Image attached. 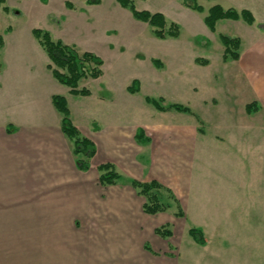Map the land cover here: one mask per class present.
I'll return each mask as SVG.
<instances>
[{"label": "crops", "instance_id": "crops-1", "mask_svg": "<svg viewBox=\"0 0 264 264\" xmlns=\"http://www.w3.org/2000/svg\"><path fill=\"white\" fill-rule=\"evenodd\" d=\"M71 2L70 16L64 15L53 30L47 29L55 38L103 59L102 75L82 79L80 87L87 80L107 81L104 87L108 93L90 89L91 94L85 96L71 92L47 67L49 58L40 44L32 39L27 43L32 49H26L20 40L6 39L13 27L6 28L0 45V222H9L7 229L14 228L23 243L38 239L40 264H127L128 238L136 240L147 231L153 236L151 242L139 245L143 251L157 254L156 228L169 221L154 224L152 231L149 227L168 210L144 212V197L126 181L101 185L98 166L111 162L129 180L156 179L172 189L182 204L191 187L184 181L186 166L192 145L197 146L192 142L191 125L185 121L197 117L154 107L157 113L149 111L148 120H139L137 113L145 109V98L139 97L142 80L138 79V92H129L135 79L131 83L108 80L105 59L109 53L117 59L123 57L119 52L125 51V46H114V42L133 45L142 40L144 22H129L127 12L114 4L106 6L104 0L100 4ZM3 11L8 14L11 7ZM118 30L122 34L114 39ZM157 73L150 68L144 76L155 79ZM57 93L66 97L73 123L96 145L87 170L78 167L72 143L62 130V114L52 100ZM161 113H174L183 121L160 124ZM138 128H143L148 142L137 141ZM175 139L182 145L177 146ZM200 150L208 151L207 145L200 144ZM113 189L118 196H111ZM123 192L133 196L124 197Z\"/></svg>", "mask_w": 264, "mask_h": 264}, {"label": "rangeland", "instance_id": "rangeland-1", "mask_svg": "<svg viewBox=\"0 0 264 264\" xmlns=\"http://www.w3.org/2000/svg\"><path fill=\"white\" fill-rule=\"evenodd\" d=\"M66 1L8 0L11 12L7 14L0 8L1 35L11 26L13 32L6 36L7 40H20L26 49L32 39L39 45L32 29L53 30L64 15L70 16ZM70 1L85 3V0ZM134 1L139 9L162 12L177 22L181 33L177 38L159 39L144 22L142 40H135L133 45L114 42V46H125L126 50L119 52L121 59L110 53L102 56L106 57L105 77L117 83L142 80L139 97L143 100L147 95L162 96L166 103L191 107L199 119L182 114L189 118L185 123L191 125L192 142L197 143L196 148L192 145L190 164L184 174L186 180L182 178L191 186L190 191L179 205L172 189L171 193L160 190L161 200L169 208L167 214L154 219L149 227L152 231L154 224L168 220L173 235L158 234L157 254L143 251L140 246L153 237L148 231L136 240L128 238L127 264H264V0H197L205 8L203 12L187 7L184 0ZM104 3L127 12L129 22L138 21L117 0ZM215 4L250 9L255 22L250 25L242 19H223L212 31L204 18ZM117 32L114 39L122 34ZM221 34L242 39L239 60L224 61ZM198 57L208 59L209 63L197 64ZM152 58L159 59L160 68L153 64ZM150 68L159 73L155 79L144 76ZM106 83L87 80L84 87L97 94L108 93ZM254 100L259 102L260 109L249 113L246 104ZM144 103L145 109L137 115L139 120L142 117L146 121L149 111L157 113V110L146 100ZM178 117L174 113H161L158 122L183 121ZM174 142L182 145L178 139ZM200 144L207 145L208 151H201ZM120 181L129 183L125 176ZM123 193L124 197L133 196ZM117 194L113 189L111 196ZM179 211L183 214H177ZM3 224L0 257L8 260L1 264H40L38 239L23 243L14 228L7 229L9 222H0V226ZM191 228L202 230L204 245L189 234Z\"/></svg>", "mask_w": 264, "mask_h": 264}, {"label": "trees", "instance_id": "trees-1", "mask_svg": "<svg viewBox=\"0 0 264 264\" xmlns=\"http://www.w3.org/2000/svg\"><path fill=\"white\" fill-rule=\"evenodd\" d=\"M6 0H0V7L5 11H9V7L5 4ZM102 0H87L88 4H100ZM123 7L128 9L132 16L141 22L147 23L152 30V33L159 39L177 38L181 33L180 25L172 20H169L162 12H152L146 9H139L134 0H117ZM184 4L192 10L203 12L205 8L197 0H184ZM68 8H74L71 1H66ZM223 19L244 20L252 25L255 22L254 13L250 9L238 10L233 7L225 8L221 4H215L207 11L204 18L205 24L215 31L217 23ZM10 29V28H9ZM33 35L38 40L41 47L47 53L49 63L47 67L51 70L53 76L62 84L68 86L71 92L80 95H90L91 90L88 87H80L82 79L98 78L102 75L103 59L91 51H80L75 45L65 43L59 38H55L53 34L46 29L34 28ZM221 42L224 46L223 59L224 61L239 60L241 57L242 39L239 37H231L228 35H220ZM3 44V36L0 34V45ZM197 64L207 65L208 59L198 57L195 59ZM154 64L160 66V61L155 59ZM141 83L135 79L128 87L129 92L135 93L140 90ZM53 104L56 109L62 114V130L72 143V151L76 156V163L82 170L90 168V160L96 154L97 148L93 140L81 133L79 128L73 123L70 117V110L65 96L55 94L52 97ZM145 100L156 107L159 111L176 110L199 116L192 110L191 107L179 103H166L165 98L153 97L147 95ZM260 109L257 101H253L246 105V110L249 113H254ZM138 142H148V137H145L143 128H138L136 132ZM99 182L103 186L117 184L121 180V173L116 169L115 164L111 162L102 163L98 166ZM129 184L144 197L143 210L148 214H157L168 210L169 205L161 200L160 190H172L162 182L153 179L144 181L140 179H130ZM176 201L180 204L177 197ZM177 214H183L179 211ZM156 233L162 236H172L173 232L169 225H162L156 228ZM189 234L200 245H204L203 232L199 228H191ZM146 248L150 246L147 244Z\"/></svg>", "mask_w": 264, "mask_h": 264}]
</instances>
